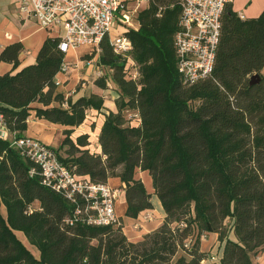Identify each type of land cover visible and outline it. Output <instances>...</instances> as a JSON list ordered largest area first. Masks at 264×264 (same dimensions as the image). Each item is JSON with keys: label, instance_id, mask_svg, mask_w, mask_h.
Wrapping results in <instances>:
<instances>
[{"label": "trees", "instance_id": "16d2710c", "mask_svg": "<svg viewBox=\"0 0 264 264\" xmlns=\"http://www.w3.org/2000/svg\"><path fill=\"white\" fill-rule=\"evenodd\" d=\"M182 11L179 0H148L138 12V28L125 33L130 52L115 53L109 36L101 42L98 64L110 75L94 84L106 90L110 78L119 97L117 112L104 114L100 153L90 149L89 134L72 135L90 111L104 109L105 99L95 93L73 99L58 91L66 58L60 39H47L34 64L0 75V113L12 134L25 136L32 111L67 127L61 144L67 156L60 159L72 172L94 183L120 178L126 216L133 219L154 209L136 177L148 172L166 213L158 229L137 243L128 240L121 219L106 227L69 225L68 202L39 176L30 177V162L0 138V207L7 212L5 218L0 211V264H203L209 260L201 251L205 234H217L223 244L220 264H255L264 251V11L243 20L226 8L214 72L193 86L183 83L177 67ZM22 51L21 43L9 45L0 61L17 68ZM255 75L259 83L251 85ZM35 103L42 108L33 109ZM125 111L137 113L139 123ZM192 236L189 257H178Z\"/></svg>", "mask_w": 264, "mask_h": 264}, {"label": "built area", "instance_id": "2783aa9c", "mask_svg": "<svg viewBox=\"0 0 264 264\" xmlns=\"http://www.w3.org/2000/svg\"><path fill=\"white\" fill-rule=\"evenodd\" d=\"M19 1L20 13L34 17L41 28L63 29L58 49L67 56L81 46H88L100 53V44L107 36L115 53L125 55L130 52L132 44L125 33L137 29L138 23L135 26L129 14V3L148 0ZM234 1L179 0L183 11L175 46L178 72L185 85L193 86L212 76L220 43L222 17ZM116 29L122 30L112 37L111 32ZM86 64L93 67L96 58L88 60ZM69 67L65 62L59 74H66ZM133 76L136 77V73ZM0 138L9 140L21 157L30 162V177L39 176L45 186L68 202L72 208L71 215L66 219L69 225L106 227L121 224L116 211L120 195L118 188L108 183H94L72 172L60 159L59 151L50 145L33 137L12 134L2 113Z\"/></svg>", "mask_w": 264, "mask_h": 264}, {"label": "crops", "instance_id": "0c3cea01", "mask_svg": "<svg viewBox=\"0 0 264 264\" xmlns=\"http://www.w3.org/2000/svg\"><path fill=\"white\" fill-rule=\"evenodd\" d=\"M21 3L19 0H0V54L2 51L14 43H21L23 45V51L19 56L20 64L16 68L13 64L0 61V75H3L8 72L18 73L23 68L32 65L36 62L39 51L41 50L45 41L49 38L51 39H60L63 36V29L56 28L53 30H46L39 26L37 20L34 17H28L25 14L20 13ZM231 7L238 16L243 19H254L258 18L264 11V0H235ZM83 47L86 49H83ZM88 46H81L75 51H71L65 58L70 67L66 74H58L56 81L59 83L58 91L64 93L66 97L71 95L69 91L73 88L76 78H77V69L73 67L75 63L79 60H74L75 55L78 53V58L87 53ZM93 67H88V70H92ZM264 75V69L262 71ZM112 82V81H111ZM113 83V82H112ZM108 89L101 90L95 86L93 83L92 93L102 95L105 99L104 109L101 112L90 111L88 119L86 122L79 128H75V131L72 135V138H76L82 134H89L90 141L92 142L90 149L96 153H100L101 149L98 145V137L104 122V114H108L109 111L117 112V107L115 101L119 97L117 86L113 83L114 86H111L108 82ZM114 94L111 98L110 95ZM85 95H81V92L75 96V99L80 98ZM2 104L0 103V106ZM33 109L42 108L40 104H32ZM97 115L100 118H97ZM89 119L93 120L89 121ZM96 133L97 143L94 144L92 141L91 135L93 130L88 124H93L97 122ZM138 124V123H137ZM67 129L65 126L56 125L45 120H39L35 117V112L32 111V116L28 121V130L25 133V136L33 137L47 145H55V139L59 138L56 145H61L64 139L63 131ZM61 148V147H60ZM58 149L61 150V149ZM136 177L141 179L147 189V191L152 195V204L154 209L145 211L140 214L137 219L129 218L126 216L127 203L124 196V184L121 182L120 178H113L108 181V184L114 188L120 190V195L117 200L116 211L123 223V231L128 240L132 243H137L142 241L143 237L147 234H150L158 229V227L163 223L166 217V213L162 206L161 201L158 196L155 194L153 188L152 177L148 172L138 171ZM124 198V202L119 204V198ZM5 207L4 205H1ZM1 208V207H0ZM6 209V208H5ZM24 236L23 233L20 232ZM18 238L23 242L20 235L17 233ZM232 238V237H231ZM233 240L235 238H232ZM24 243V242H23ZM204 244L207 246L205 247ZM201 251L213 253L215 250H218L217 260H221L223 253V244L218 241L217 234L206 235L201 239ZM38 254L39 251H38ZM35 255V254H34ZM36 256V255H35ZM255 264H264V251L260 253L257 257L254 258ZM215 262L208 261L207 264ZM205 264V263H204ZM216 264H220L216 261Z\"/></svg>", "mask_w": 264, "mask_h": 264}, {"label": "rangeland", "instance_id": "374dc122", "mask_svg": "<svg viewBox=\"0 0 264 264\" xmlns=\"http://www.w3.org/2000/svg\"><path fill=\"white\" fill-rule=\"evenodd\" d=\"M129 7H130V13L129 14L133 18L135 26H137V24H136L137 21L136 20H137L138 12L141 9H144V8L147 7V2L146 1H132V2L129 3ZM117 25L118 24H116V27H117ZM116 30H113L111 32V36L112 37H114L117 34V32L119 30H122V29H116ZM83 49H86V47L85 48L83 47ZM78 54L75 55V57H74L75 59L74 60H77L78 59L79 61L73 65V67L75 69H77L76 70L77 71V78H76V82H75L73 88L69 91V93H71V95L68 96V97H71L73 99H75V96L78 95L80 92H81V95L90 96L92 94V91H93V88H94L93 87L94 81L96 79H98V78L104 77L105 75L108 76V77L110 75V71L107 68H105L102 65H99L98 64L99 55L100 54L97 53L95 50H92V49H89L88 48L87 53H85L84 55H82L80 58L77 57ZM95 58H96V64L93 66V69L92 70H88V67L89 66H87V64H86L87 61L90 60V59H95ZM98 72H101V74H99ZM108 82H109V84L111 86H114L113 83L111 82V79L110 78L108 79ZM108 87H109V85H108ZM109 89H110V87H109ZM110 96L112 98L114 96V94H112ZM88 115H90V114L88 113ZM125 115L130 120V122H132V124L139 123V119H140L139 118V115L137 113H135L134 111H125ZM97 118H100V116L97 115ZM89 121L91 123V121H93V120L89 119ZM90 123H88V124L91 126L92 124H90ZM97 123H99V121L93 122V124H95V128H96ZM97 135L98 134L96 133V129H94L93 130V134L91 135L92 141H93L94 144L97 143ZM58 140H59V138L55 139V145L54 146L51 145V147H53L56 150H58L61 147V145H56V143L58 142ZM65 150H66V148H61V150H59V153H60V155L62 157H66L67 156L66 153H65ZM118 202H119V204H122L124 202V198L123 197L122 198L120 197ZM0 211H1L2 215L6 218L7 217V212H6L5 207L1 206ZM228 225H229L228 227H229L230 237L235 238L234 233L233 232H230L231 231L230 230L231 223H228ZM17 233L22 238L24 244L28 248H30V250L32 251V253L35 254L37 258H39L40 257V254H38V249L36 247H34V246H32V245L29 244V242H28V240H27V238H26L25 235L23 236L22 234H20V232H17ZM206 235L207 234H205L204 236H206ZM145 236L143 237V239L145 238ZM194 240H195V236L190 237L189 240L186 241V243L189 244V246L186 247V243H185L184 248L179 250V253H178L177 256L178 257H180V256H187V257H189L188 254H187V252H186V250L191 248L192 243H193ZM190 242H191V244H190ZM204 246L206 247L207 245L204 244ZM208 254H209V260L204 261L203 264L204 263L207 264L208 261L215 262V263H216V261L218 263L221 261V260H217V258H218L217 257L218 250H215L213 253L210 251Z\"/></svg>", "mask_w": 264, "mask_h": 264}, {"label": "water", "instance_id": "95a60500", "mask_svg": "<svg viewBox=\"0 0 264 264\" xmlns=\"http://www.w3.org/2000/svg\"><path fill=\"white\" fill-rule=\"evenodd\" d=\"M259 75H255L251 78V85H255L257 83H259Z\"/></svg>", "mask_w": 264, "mask_h": 264}]
</instances>
